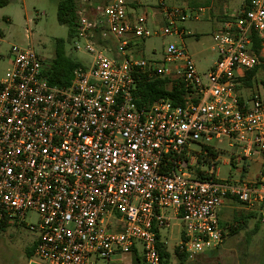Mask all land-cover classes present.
Segmentation results:
<instances>
[{"label":"built area","instance_id":"obj_1","mask_svg":"<svg viewBox=\"0 0 264 264\" xmlns=\"http://www.w3.org/2000/svg\"><path fill=\"white\" fill-rule=\"evenodd\" d=\"M157 2L75 0L73 50L87 60L67 86L48 84L31 46L11 48L0 78V225L38 215L33 262L95 264L140 252L144 264H159L161 231L172 227L175 249L191 259L228 235L218 216L223 200L264 203V93L254 90L248 105L236 94L260 63L251 34L264 49V0H249L241 16L221 24L217 59L203 73L184 46L169 44L162 62L137 55V41L182 38V23L198 19ZM145 8L160 14L162 27L148 26ZM144 78L164 81L168 92L181 87L183 103L140 105ZM223 140L227 162L219 157ZM255 154L262 169L243 181ZM217 164L240 179H220Z\"/></svg>","mask_w":264,"mask_h":264},{"label":"rangeland","instance_id":"obj_2","mask_svg":"<svg viewBox=\"0 0 264 264\" xmlns=\"http://www.w3.org/2000/svg\"><path fill=\"white\" fill-rule=\"evenodd\" d=\"M57 1L58 0H9L6 6L0 7V78L10 69L11 48L13 46H31L35 53L43 60L49 62L57 46V42L63 44V51L66 58L71 62L81 63L87 60V56L81 52L73 50L75 39L74 33L69 34L68 28L57 21ZM147 6H157V0H141ZM217 0H164L168 7H178L191 11L192 16H197L182 23L186 35L178 36H151L142 41H137L134 49L137 55L145 60L162 62L164 50L169 44L184 46L192 55L198 72L203 73L217 59L216 32L221 26L216 22L215 16L218 10ZM150 28H160L163 25L162 18L153 9L145 8ZM142 13V10L141 12ZM188 34V35H187ZM214 49V50H213ZM264 58V57H263ZM264 59L260 62L256 71L255 79L252 82V90L264 93ZM258 86V88H256ZM237 87V86H236ZM243 81L241 82L239 94L243 97L250 92ZM251 90V91H252ZM220 147L225 152L220 154L221 162H227L230 157L231 149L227 142L223 140ZM214 144V141L212 142ZM197 150V146H194ZM261 157L255 154L247 162V171L243 178L254 179L260 169L259 161ZM257 161V162H256ZM207 169V168H205ZM220 179L227 181L239 180L240 176L235 169L229 165L217 164L216 168ZM243 180V179H242ZM38 215L35 212H28L23 223L14 225L9 224L0 229V264H29L27 249L35 244L39 236L37 228ZM256 223L252 220L251 223ZM31 225V226H28ZM250 226V225H249ZM260 230L264 224L260 223ZM31 227V228H30ZM179 228L172 227L168 231H161V239L166 240V251L169 254L167 264H264V243H261L259 255L254 253L256 259L249 260L244 257L242 251L245 248H254L251 236H245L248 232L242 228L239 236L228 239V241L217 249L214 258L209 254H200L191 259L181 260L175 253V246L179 242ZM241 238L243 243H239ZM262 238L257 240L261 241ZM256 240V241H257ZM246 241V244H245ZM218 248V247H217ZM32 259L36 260L33 257ZM143 259L140 252L138 254H121L111 257L108 261L98 259L95 264H142Z\"/></svg>","mask_w":264,"mask_h":264},{"label":"trees","instance_id":"obj_3","mask_svg":"<svg viewBox=\"0 0 264 264\" xmlns=\"http://www.w3.org/2000/svg\"><path fill=\"white\" fill-rule=\"evenodd\" d=\"M247 2H249V0H247ZM8 3L9 0H0V7L6 6ZM75 6V0L57 1V21L60 24L67 26L69 34L73 33ZM251 51L259 57L260 62L263 61V58L260 56L261 42L255 32L251 34ZM259 64H257L252 70L248 71L245 78L242 80L246 87L251 86V80L259 68ZM76 66L77 63L71 62L65 57L63 44L61 41H58L53 58L48 63L44 62L42 74L49 85L67 86L72 80V71ZM136 96L140 105L148 104L162 98L171 100L175 105L182 104L184 101L183 90L181 87L178 86L174 88L172 92H168L165 82L157 79L147 80L144 78L142 81H139L137 84ZM245 173L246 171L243 172L241 178H243ZM2 227L4 226L0 225L1 230L4 229ZM230 231L233 230L231 229ZM34 246L35 244L27 249V257L29 260H32ZM158 252L160 259L159 264H167L169 254L167 253L166 248L160 246ZM174 253L181 260L187 259L184 254L179 253L176 249L174 250Z\"/></svg>","mask_w":264,"mask_h":264},{"label":"crops","instance_id":"obj_4","mask_svg":"<svg viewBox=\"0 0 264 264\" xmlns=\"http://www.w3.org/2000/svg\"><path fill=\"white\" fill-rule=\"evenodd\" d=\"M217 6L218 10L215 16L216 22L222 24L225 21L232 20L234 18H237L242 15L244 10L246 9L247 5L249 2L247 0H217ZM260 56L263 58L264 57V49L261 50ZM264 59V58H263ZM256 74V73H255ZM255 79V75L251 80V86L247 87L250 92L246 95V97H243L242 95L239 94V86L242 82V80L239 82L237 88H236V94L238 96V99L248 105L251 94L253 93L254 89L252 90V82ZM252 90V91H251ZM257 162V161H256ZM260 169L259 172L262 169V160L260 159L259 161ZM247 171V170H246ZM258 172V174H259ZM257 174V175H258ZM257 177V176H256ZM255 177V178H256ZM254 178V179H255ZM243 181H252L253 179H248V178H242ZM219 216V221L222 226L231 228L233 231L229 230L228 235L224 239V241L218 246V248L212 250V251H207L204 252L203 255L209 254L210 258H214L213 255L225 243L228 241V239L233 238L235 236H239V231L244 228L248 232L245 234V236H251L252 244L256 245L254 248H245L242 251V255L244 257L248 256L247 259L252 260L255 259L253 254L257 253L259 255L260 249L258 246L261 243H264V228L260 230L259 224L262 223L264 224V203H258L254 205H246L237 202L236 200L233 199H225L223 200L221 207L218 212ZM252 220H255L256 223H251ZM250 225V226H249ZM258 238H262L261 241L257 240ZM257 240V241H256ZM244 239L241 238V241L239 243H243ZM246 244V241H245ZM264 250V248H263ZM255 255V254H254ZM264 259V256H263ZM256 260V259H255Z\"/></svg>","mask_w":264,"mask_h":264},{"label":"water","instance_id":"obj_5","mask_svg":"<svg viewBox=\"0 0 264 264\" xmlns=\"http://www.w3.org/2000/svg\"><path fill=\"white\" fill-rule=\"evenodd\" d=\"M29 264H38V263H36V262H33V261H30V262H29Z\"/></svg>","mask_w":264,"mask_h":264}]
</instances>
